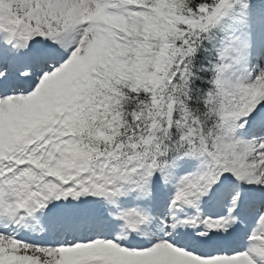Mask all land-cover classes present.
<instances>
[{
    "label": "snow or ice",
    "instance_id": "1",
    "mask_svg": "<svg viewBox=\"0 0 264 264\" xmlns=\"http://www.w3.org/2000/svg\"><path fill=\"white\" fill-rule=\"evenodd\" d=\"M0 264H264V0H0Z\"/></svg>",
    "mask_w": 264,
    "mask_h": 264
}]
</instances>
